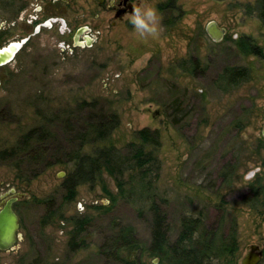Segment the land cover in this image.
Listing matches in <instances>:
<instances>
[{
  "label": "rangeland",
  "instance_id": "374dc122",
  "mask_svg": "<svg viewBox=\"0 0 264 264\" xmlns=\"http://www.w3.org/2000/svg\"><path fill=\"white\" fill-rule=\"evenodd\" d=\"M139 1L157 9L158 35L140 37L128 15L119 21L107 3L96 0H72L59 7L49 0H0V49L28 39L0 68V151L14 147L25 132L41 124L38 109L48 112L81 101L96 102L103 112L119 119L110 139L97 146L112 145L123 151L126 144L138 142V130L159 132L156 164L145 181H151L148 193L166 215L170 241L177 237L185 217L199 219L200 229L208 232L216 231L223 221L222 235L230 232L235 221V264H240L251 245L264 256V205L254 211L241 203L250 183L261 179L264 186V27L255 13L245 10L256 0H177V9L170 13L158 10L166 0ZM171 17L173 26H166ZM54 18H61L62 25ZM211 22L225 30L218 42L206 32ZM243 37L262 55H242L235 42ZM190 59L199 62L193 75L187 68ZM227 67L247 68L249 80L223 92L215 81ZM97 112L84 110L78 117L86 121ZM52 129L55 139L40 145L42 155L33 167L16 170L13 161L0 162V196H11V190L24 195L13 205L20 240L13 250L0 251V264H120L99 252L115 223L131 226L139 243L147 247L151 199L135 194L131 199L121 197L105 173L94 185L79 186L75 200L62 206V184L70 170L64 157L67 136L59 126ZM258 142L263 144L260 150ZM93 149L87 146L84 152ZM54 161L61 164L44 168ZM232 166V175L224 179L223 173ZM255 168L260 169L256 178L245 180ZM135 175H124L125 189L134 185ZM48 199L61 207L66 219H90L81 237L83 244L76 240L74 250L68 246L70 223L56 219L41 226L46 209L39 201ZM130 257L145 264L153 261L139 252ZM223 260L230 261L224 258L217 264Z\"/></svg>",
  "mask_w": 264,
  "mask_h": 264
},
{
  "label": "trees",
  "instance_id": "16d2710c",
  "mask_svg": "<svg viewBox=\"0 0 264 264\" xmlns=\"http://www.w3.org/2000/svg\"><path fill=\"white\" fill-rule=\"evenodd\" d=\"M176 1L166 0L164 4L158 6V10L170 13L177 9V6L175 7ZM245 10L249 13H255L264 27V0H256L253 5H246ZM174 22V18L171 17L164 24L173 26ZM235 43L244 56L262 55L261 50L248 37L240 38ZM188 64V71L193 75L199 66V62L197 59H190ZM249 76V71L245 67H227L219 74L215 84L223 92H228L247 82ZM84 110L98 112L95 113V116L83 121L78 117V113ZM37 114L41 124L25 132L14 147L1 150L0 162L13 161L12 167L16 170H21L25 165H28L29 168L33 167L35 163H39L37 160L42 155L40 145L44 141L54 140L55 134L52 128L59 126L67 136L68 147L67 151L64 152V157H66L65 166L70 167L62 184V206L75 200L76 189L79 186L94 185L104 173L115 182L121 197L131 199L135 194L139 198L145 197L152 201L149 207L152 214L149 245L143 247L139 243L131 226L115 223L114 231L99 251L107 260H110L111 263L120 264H145L138 257L129 258L133 253L139 252L140 256L147 254L150 258H156L158 264H217L224 258H228L230 263L223 260V264H235V256L238 250L235 221H231L230 232L227 235H222L219 228H221L223 221L216 231L208 232L200 229L201 222L199 219L185 217L180 222V230L175 240H169L166 215L148 193L151 181H145L151 172L150 167L155 166L157 160L155 151L160 145L157 130L152 131L148 128L138 130L135 133V139L138 142H130L125 145L123 151H120L112 145L97 146L110 139L111 134L119 125V119L114 113L103 112L96 102L81 101L74 107L65 106L48 112L38 109ZM35 145H39V148H36ZM87 146L94 148L92 153L84 152V148ZM148 147L150 149H147ZM262 147L263 144L258 142L257 150ZM22 157L27 158L28 161L23 160ZM59 163L58 161L46 163L44 168ZM234 168L235 166H232L228 171L226 170L222 177L225 179L226 176H231ZM33 172L32 177L37 175L36 171ZM128 172H135L136 179L135 183L132 181L134 185L130 189H125L128 183L123 177ZM156 178L157 174L155 175ZM229 182L228 179L227 183L229 184ZM102 190L106 195H110L105 186ZM39 202L45 203L46 209L41 220L42 227L51 224L56 219L65 220L73 227L71 241L68 243L69 249L74 250L76 240L83 244L81 237L90 224L88 217L66 219L60 212L61 207H55L52 199ZM241 203L254 211L263 207L264 186L261 184V179L249 184L248 192ZM109 209L106 208L105 210ZM260 264H264V256Z\"/></svg>",
  "mask_w": 264,
  "mask_h": 264
},
{
  "label": "water",
  "instance_id": "95a60500",
  "mask_svg": "<svg viewBox=\"0 0 264 264\" xmlns=\"http://www.w3.org/2000/svg\"><path fill=\"white\" fill-rule=\"evenodd\" d=\"M208 36L215 42L223 39L225 30L218 28L216 23L211 22L206 27ZM76 40V39H75ZM28 41V39L21 40L19 43H12L5 48L0 49V68L11 62L14 56L18 53L21 47ZM261 135L264 138V125L262 127ZM14 195V191L9 192ZM9 194L6 193L0 196V200L6 198ZM19 199L24 198L23 194H15L5 202L0 203V251L13 250L16 243L20 240L18 233L19 222L18 217L14 212L13 205ZM263 258V253L258 246L251 245L247 248L246 255L240 261V264H260Z\"/></svg>",
  "mask_w": 264,
  "mask_h": 264
},
{
  "label": "clouds",
  "instance_id": "9594fccd",
  "mask_svg": "<svg viewBox=\"0 0 264 264\" xmlns=\"http://www.w3.org/2000/svg\"><path fill=\"white\" fill-rule=\"evenodd\" d=\"M127 19L140 37L156 36L161 30V17L154 7H145L143 4L133 5V11L127 16ZM259 172V168L251 169L246 173L244 179L253 181ZM157 262L158 260L153 258L152 264H157Z\"/></svg>",
  "mask_w": 264,
  "mask_h": 264
},
{
  "label": "flooded vegetation",
  "instance_id": "af4514ba",
  "mask_svg": "<svg viewBox=\"0 0 264 264\" xmlns=\"http://www.w3.org/2000/svg\"><path fill=\"white\" fill-rule=\"evenodd\" d=\"M14 0H11V2H13ZM98 3H101L102 5L104 3H107L109 5V8H111L112 11H114V17L117 20H122L125 16L129 15L132 13L133 11V5H134V0H96ZM49 2L51 3V5H55L57 7L63 5H70L72 3V0H49ZM137 6H139L140 1L136 0L135 1ZM35 11L40 12L41 8L37 7ZM54 23H59L60 26L61 21H63L61 18H54ZM36 22V21H34ZM53 23V22H52ZM53 26V24H50V28ZM67 27V26H65ZM82 28V27H81ZM80 29V28H79ZM79 29H76V31H73V36L75 34H77V32L79 31ZM81 39V38H80ZM80 39L78 40V43H80ZM77 40V38H76ZM80 46H75L73 48H79ZM263 138V137H262ZM260 180V179H259ZM11 196H7L6 198H4V200H8Z\"/></svg>",
  "mask_w": 264,
  "mask_h": 264
}]
</instances>
